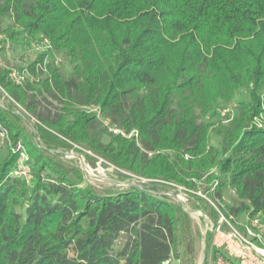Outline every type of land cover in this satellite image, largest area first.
I'll use <instances>...</instances> for the list:
<instances>
[{
    "label": "trees",
    "instance_id": "obj_1",
    "mask_svg": "<svg viewBox=\"0 0 264 264\" xmlns=\"http://www.w3.org/2000/svg\"><path fill=\"white\" fill-rule=\"evenodd\" d=\"M0 34V51H36L20 84L0 65L36 131L0 106V264H170L180 220L187 239L165 195L100 193L50 152L73 143L139 177L214 183L226 217L264 218V0H0Z\"/></svg>",
    "mask_w": 264,
    "mask_h": 264
},
{
    "label": "rangeland",
    "instance_id": "obj_2",
    "mask_svg": "<svg viewBox=\"0 0 264 264\" xmlns=\"http://www.w3.org/2000/svg\"><path fill=\"white\" fill-rule=\"evenodd\" d=\"M0 39H3V34H0ZM0 43H2L0 41ZM4 49L0 51V57L4 65L8 67L16 68L24 67L29 63L36 55L30 46H21L19 43L13 44L10 41L5 42ZM42 47V46H41ZM62 68L66 71L70 69L69 64L63 59ZM0 100L4 105H8V101L13 105V110H18L23 113L24 109L7 97V94L0 89ZM241 96H236V101ZM94 112V111H93ZM33 123V119H30V123ZM27 134L31 135V127L29 123L24 122L22 124ZM36 138V139H35ZM38 138V139H37ZM33 140L39 141V137L33 136ZM73 143V142H71ZM4 139L0 136V159L4 153ZM72 148L64 149L66 155L59 153L66 164L73 167H78L84 176L85 182L93 187L96 191H101L105 188L123 189L128 188L124 182H138L145 181L144 186L147 189H153L160 195H165L167 199L174 205L181 206L176 200L179 194L183 200L185 207H187L189 218L186 219V231L187 239L185 240L184 234V222L179 221L178 229V243L176 251L170 260V264H203L205 257V247L209 249L211 247L216 249L217 252L222 253L226 258L234 260L237 264H256L255 260L248 257V253L234 238H223L219 240V236L215 237V232L206 230V226L211 224L216 225L221 217H224L226 222L230 224L238 233L244 234V226L249 223V219L245 214H238L236 216H225L224 206L219 200L213 198L214 183H205L203 180H195V187H188L185 185L177 184L173 181L165 180L163 178H144L132 174L128 171L121 170L110 162L103 158L96 156L91 151L84 149L77 143H73ZM62 149L61 147H57ZM76 152L81 158L71 153ZM84 153L86 155H84ZM150 153L149 155H151ZM68 161V163H67ZM82 163L86 167V171L82 168ZM163 191L171 193L170 195L163 194ZM225 197L233 194V190L226 189ZM182 207V206H181ZM190 212V213H189ZM201 213L202 215H200ZM222 229L227 230L226 223L222 224ZM203 232L204 235H203ZM221 241V242H219ZM192 247H191V246ZM210 253V250H209ZM208 264V258L207 262Z\"/></svg>",
    "mask_w": 264,
    "mask_h": 264
},
{
    "label": "built area",
    "instance_id": "obj_3",
    "mask_svg": "<svg viewBox=\"0 0 264 264\" xmlns=\"http://www.w3.org/2000/svg\"><path fill=\"white\" fill-rule=\"evenodd\" d=\"M42 46V47H41ZM38 48L40 50H44L46 45L38 44ZM46 60H44V63ZM0 65L2 64V60L0 57ZM5 66V65H4ZM7 67V66H5ZM10 69V76L14 83L20 84L25 76V70H17L16 68L8 67ZM264 102V95H263ZM88 111H97L96 107H90ZM221 112L225 113L229 118L233 115V106L229 104L223 107ZM103 126L106 127L107 131L113 134H121L127 138H133L137 141V131L132 130L129 133H125L123 130L118 127L111 125L108 120H102ZM0 136L3 137L4 133L0 132ZM27 156L25 153L21 152V161H25ZM17 174L26 177L27 176V168L24 163L21 164V167L17 170ZM224 218V217H223ZM244 226V234L241 235V232L238 233L235 229V233L238 238L241 239L244 244L240 243L237 239V242L245 249L248 253V257L255 260L256 264H264V218L260 216H253L249 218V223L243 225ZM234 238V237H229ZM235 239V238H234ZM241 241V242H242ZM221 242V241H219ZM213 248L211 247L210 253L208 255V264H237L234 260L226 258L222 253L215 252L212 254ZM246 264V263H245Z\"/></svg>",
    "mask_w": 264,
    "mask_h": 264
},
{
    "label": "bare ground",
    "instance_id": "obj_4",
    "mask_svg": "<svg viewBox=\"0 0 264 264\" xmlns=\"http://www.w3.org/2000/svg\"><path fill=\"white\" fill-rule=\"evenodd\" d=\"M0 106H2V107H5V105L3 104V103H1V100H0ZM15 112L17 113V114H19L20 116H21V118L26 122V123H29L30 124V127H31V130L34 132V134H36V131H35V129H34V127H33V123L31 122L30 123V120L28 119V118H26L24 115H23V113H21L20 111H18V110H15ZM36 139V138H35ZM38 139V138H37ZM36 142L39 144V146H41L42 148H45V146L43 145V144H41V142H38L37 140H36ZM55 151H50V152H58V153H62V154H64V155H66V154H68V153H66L65 151H63V150H60V149H54ZM76 155L77 157H79V158H81L80 157V155L79 154H77L76 152H74V153H71V155ZM69 155V154H68ZM82 168L86 171V167H85V165H84V163H82ZM144 183H145V181H138V182H124V184L125 185H128L129 187L130 186H133V187H138V188H140V189H147V187H145L144 186ZM148 190H150V191H152V192H154V193H157L156 191H154L153 189H148ZM158 194V193H157ZM163 194H166V195H170L171 193H169V192H166V191H163ZM176 200L178 201V203L182 206V209L185 211V212H187L188 213V210H187V207H185V205H184V203H183V200H182V198H181V196L178 194L177 195V197H176ZM190 213V212H189ZM200 215H202L201 213H199ZM203 216V215H202ZM223 223H226L227 224V226H228V229L227 230H225L224 231V229H222V224ZM210 230V231H213V232H215V237L216 236H219V240H221V239H223V238H229V237H234L235 239H237L240 243H242V244H244V242L241 240V239H239L238 238V236H237V234L235 233V230H234V228L230 225V224H228L227 222H226V220L223 218V217H221L219 220H218V222H217V224L216 225H213V224H211L210 226H206V230ZM204 233L205 232H203V235H204ZM242 241V242H241Z\"/></svg>",
    "mask_w": 264,
    "mask_h": 264
},
{
    "label": "water",
    "instance_id": "obj_5",
    "mask_svg": "<svg viewBox=\"0 0 264 264\" xmlns=\"http://www.w3.org/2000/svg\"><path fill=\"white\" fill-rule=\"evenodd\" d=\"M51 151H55V150H51ZM154 193V192H153ZM155 194H157V193H155ZM159 195V194H158Z\"/></svg>",
    "mask_w": 264,
    "mask_h": 264
}]
</instances>
